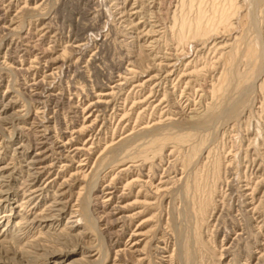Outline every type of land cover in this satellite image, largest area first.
I'll return each instance as SVG.
<instances>
[{
    "label": "rangeland",
    "instance_id": "374dc122",
    "mask_svg": "<svg viewBox=\"0 0 264 264\" xmlns=\"http://www.w3.org/2000/svg\"><path fill=\"white\" fill-rule=\"evenodd\" d=\"M230 1L0 0V264H264V0Z\"/></svg>",
    "mask_w": 264,
    "mask_h": 264
},
{
    "label": "bare ground",
    "instance_id": "6f19581e",
    "mask_svg": "<svg viewBox=\"0 0 264 264\" xmlns=\"http://www.w3.org/2000/svg\"><path fill=\"white\" fill-rule=\"evenodd\" d=\"M236 2V1H235ZM230 3H231V7L234 5V2H233V0H232V2L230 1ZM214 7H216V6H214ZM235 7V6H234ZM230 8V7H229ZM220 9V8H219ZM228 9V8H227ZM216 10V9H215ZM214 10V11H215ZM218 11V10H217ZM219 13V12H218ZM232 13L230 12V15H231ZM216 17V16H215ZM160 18V17H159ZM229 19V12H227V11H222L221 12V17H220V21H223V22H227V20ZM217 20V19H216ZM215 21V20H214ZM216 22V21H215ZM230 23V22H229ZM231 24V23H230ZM221 26V25H220ZM98 103V102H97ZM86 124V123H85ZM86 128V127H85ZM156 139V138H155ZM71 140V139H70ZM145 143V142H144ZM67 144V143H66ZM66 146V145H65ZM84 172V171H83ZM1 219V218H0ZM136 243V242H135Z\"/></svg>",
    "mask_w": 264,
    "mask_h": 264
}]
</instances>
